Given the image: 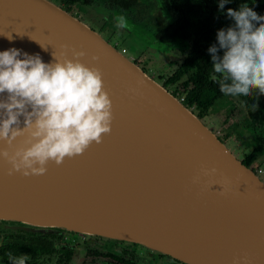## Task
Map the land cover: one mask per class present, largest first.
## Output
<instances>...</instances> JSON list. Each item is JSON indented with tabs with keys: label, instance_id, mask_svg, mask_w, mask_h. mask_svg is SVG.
Wrapping results in <instances>:
<instances>
[{
	"label": "water",
	"instance_id": "water-1",
	"mask_svg": "<svg viewBox=\"0 0 264 264\" xmlns=\"http://www.w3.org/2000/svg\"><path fill=\"white\" fill-rule=\"evenodd\" d=\"M78 21L48 0H0V51L52 63L64 45L69 58L84 50L79 59L103 73L113 112L101 143L49 162L43 175H9L0 156V219L138 244L183 264H264V181L175 95ZM26 140H0V152ZM211 168L217 172L205 175Z\"/></svg>",
	"mask_w": 264,
	"mask_h": 264
},
{
	"label": "clouds",
	"instance_id": "clouds-1",
	"mask_svg": "<svg viewBox=\"0 0 264 264\" xmlns=\"http://www.w3.org/2000/svg\"><path fill=\"white\" fill-rule=\"evenodd\" d=\"M228 0H220L224 9ZM234 24L217 32V44L209 49L214 73L225 96H250L254 90L264 95V16L252 7L240 5L227 9ZM117 28L127 27L117 17ZM9 40L12 34L6 35ZM42 47L47 49L44 45ZM53 53L54 62L46 63L37 55L11 48L0 51V140L9 145L27 136L25 147L0 156L11 164L9 175H43L49 162L57 165L66 158L82 155L93 143H101L112 129V100L104 87L103 73L79 57L84 50ZM220 50L223 54L220 55ZM98 59V57H94ZM24 117L21 127L20 117ZM205 175L217 172L204 169ZM199 176L194 178L198 182ZM11 264H26V257H9Z\"/></svg>",
	"mask_w": 264,
	"mask_h": 264
},
{
	"label": "rangeland",
	"instance_id": "rangeland-1",
	"mask_svg": "<svg viewBox=\"0 0 264 264\" xmlns=\"http://www.w3.org/2000/svg\"><path fill=\"white\" fill-rule=\"evenodd\" d=\"M48 1L85 23L107 43L125 54L150 79L177 97V92L180 90L179 85L191 72L183 75L174 84H166L165 81L183 62L190 50L191 41L176 38L159 40L156 38V32L168 21V18H173V14L163 3H159L154 13L146 15V8L143 6L131 11L119 9L110 11L99 6L90 8L78 4L68 5L65 0ZM117 17H123L127 27L117 28ZM189 110L239 160L249 153L251 144L256 142V134L264 135V126L256 129L249 126L246 109L239 99L233 97L218 99L201 117L198 115L201 110L198 106H193ZM256 163L262 172L255 173L264 181V155ZM3 222L8 225H17V221H0V243L3 242L5 235L9 233L8 231L13 230L22 233L24 231L20 224L24 225L25 223L20 222L17 225L18 228L7 229L2 225ZM65 234L64 241L73 250L71 264H117L109 257L111 253L132 258L141 264H183L138 244L89 234H72L69 232Z\"/></svg>",
	"mask_w": 264,
	"mask_h": 264
},
{
	"label": "trees",
	"instance_id": "trees-1",
	"mask_svg": "<svg viewBox=\"0 0 264 264\" xmlns=\"http://www.w3.org/2000/svg\"><path fill=\"white\" fill-rule=\"evenodd\" d=\"M68 4L78 5H103L105 8H118L131 11L139 6L146 8L145 13H154L159 3L173 14V18L156 32L159 40L173 39L190 40L191 47L183 62L167 77L166 84H174L186 73L191 72L179 85L177 95L183 97V104L191 108L198 106L201 117L213 104L221 98L233 97L239 99L244 105L249 126L259 128L264 126V95L254 90L252 95L225 96L221 93L219 83L212 79L214 73L212 58L208 49L217 44V32L234 24V20L227 16V9L238 10L240 5L252 7L259 15L264 16V0H228L224 9L220 10V0H65ZM162 10V9H161ZM220 55L223 50H220ZM264 154V138L257 134V141L251 144L248 154H245L242 163L251 169L258 168L257 160ZM28 248V247H27ZM33 251L44 250L43 247L32 246ZM48 249V248H47ZM71 252L68 251V260ZM109 257L117 264H141L132 258H125L119 254H109ZM169 257V256H168ZM171 258V257H170ZM173 259V258H172ZM175 260V259H174ZM177 261V260H176ZM105 264V263H101Z\"/></svg>",
	"mask_w": 264,
	"mask_h": 264
},
{
	"label": "flooded vegetation",
	"instance_id": "flooded-vegetation-1",
	"mask_svg": "<svg viewBox=\"0 0 264 264\" xmlns=\"http://www.w3.org/2000/svg\"><path fill=\"white\" fill-rule=\"evenodd\" d=\"M68 5H72V4H68ZM83 6L90 8L99 6L105 8L103 5H96V4L83 5ZM115 9L118 8L113 7L107 10L112 11ZM257 134H256V141H257ZM261 135L264 138V135L263 134ZM16 223L17 225H19L18 223L20 222H16ZM2 225L4 226V228L7 229L8 228L13 229L19 227L16 224L8 225L6 224V222H3ZM20 225H21L20 227L24 229L23 233L19 231L14 232L13 230L10 229L11 231H8L9 233L5 235L3 242L1 241L0 264H11V261L9 259L10 256L14 258L24 256L26 257V264H71L73 250L72 247L66 244L67 242L64 241L66 238L65 233L69 232L72 234H77L79 232L68 231L65 229L55 228V227L39 228L26 224L24 225L20 224ZM32 246L43 247L44 250L35 253L33 249H30L32 248ZM68 251L71 252L69 260L67 256Z\"/></svg>",
	"mask_w": 264,
	"mask_h": 264
},
{
	"label": "bare ground",
	"instance_id": "bare-ground-1",
	"mask_svg": "<svg viewBox=\"0 0 264 264\" xmlns=\"http://www.w3.org/2000/svg\"><path fill=\"white\" fill-rule=\"evenodd\" d=\"M79 22V24H81L84 28H86V29H88L89 31H91V29H89L88 28V26L86 25V24H84V23H82V22H80V21H78ZM92 32V31H91ZM94 32V31H93ZM92 32V33H93ZM94 34L95 35H97L95 32H94ZM98 37H100L99 35H97ZM101 38V37H100ZM101 39H103V38H101ZM123 54V53H122ZM123 56H124V58H125V60L130 64V65H132V66H134V67H136L135 65H133L132 64V62L127 58V56L125 55V54H123ZM137 69H138V67H136ZM146 78H148V77H146ZM155 84V83H154ZM156 85V84H155ZM157 86V85H156ZM158 87V86H157ZM160 88V87H159ZM180 107V109L183 111V112H185L188 116H190V117H192V118H194L195 119V117L189 112V111H187V110H185L184 108H182L181 106H179Z\"/></svg>",
	"mask_w": 264,
	"mask_h": 264
},
{
	"label": "built area",
	"instance_id": "built-area-1",
	"mask_svg": "<svg viewBox=\"0 0 264 264\" xmlns=\"http://www.w3.org/2000/svg\"><path fill=\"white\" fill-rule=\"evenodd\" d=\"M177 98L183 103V97L182 96L180 97L179 95H177ZM254 171L258 174V173H261L262 172V169L256 168V170H254Z\"/></svg>",
	"mask_w": 264,
	"mask_h": 264
}]
</instances>
